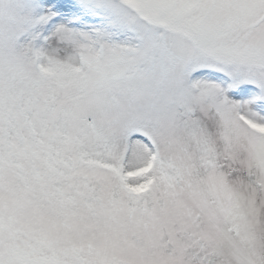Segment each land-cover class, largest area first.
Instances as JSON below:
<instances>
[{"label":"snow or ice","instance_id":"obj_1","mask_svg":"<svg viewBox=\"0 0 264 264\" xmlns=\"http://www.w3.org/2000/svg\"><path fill=\"white\" fill-rule=\"evenodd\" d=\"M0 264H264V0H0Z\"/></svg>","mask_w":264,"mask_h":264}]
</instances>
